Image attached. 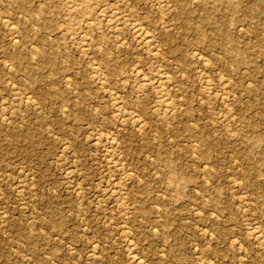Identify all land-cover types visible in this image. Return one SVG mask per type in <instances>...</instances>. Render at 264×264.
<instances>
[{
  "label": "rangeland",
  "instance_id": "374dc122",
  "mask_svg": "<svg viewBox=\"0 0 264 264\" xmlns=\"http://www.w3.org/2000/svg\"><path fill=\"white\" fill-rule=\"evenodd\" d=\"M69 1L0 0V264H264V0Z\"/></svg>",
  "mask_w": 264,
  "mask_h": 264
},
{
  "label": "bare ground",
  "instance_id": "6f19581e",
  "mask_svg": "<svg viewBox=\"0 0 264 264\" xmlns=\"http://www.w3.org/2000/svg\"><path fill=\"white\" fill-rule=\"evenodd\" d=\"M69 1V0H68ZM191 1H193V0H191ZM195 1V0H194ZM199 1V0H198ZM197 1V2H198ZM164 3V2H163ZM168 3V2H167ZM106 4V3H105ZM195 4H197L196 2H195ZM200 4V3H199ZM199 4H197V5H199ZM68 5V7H67V13L70 15V17L71 16H74V12H75V10H76V8L77 7H82L83 9H84V16H82V15H80V16H82V18L81 19H76V21H75V24L77 25V27L79 28V30L80 29H92V28H94L95 26H96V24H93L92 22H91V20H89V18L87 17V15L90 13V12H92L94 9H96V7L99 5V4H96L95 2H93V0H71V1H69V3L67 4ZM120 6H122V5H120ZM165 6V5H164ZM99 7V6H98ZM101 7V6H100ZM99 7V8H100ZM104 7V6H103ZM114 7H116L115 5H114ZM129 7V6H128ZM105 8V7H104ZM130 8V7H129ZM161 8V7H160ZM101 9H102V7H101ZM111 9V8H110ZM131 9V8H130ZM100 10V9H99ZM99 10H96V14L98 13V12H101V10L99 11ZM121 11H123V10H121ZM160 12H161V9L159 10ZM164 12H166V10H164ZM80 13V12H79ZM78 13V14H79ZM163 13V12H162ZM101 14H102V12H101ZM123 14V12L122 13H119V11L116 9V8H113V9H111L109 12H108V14L107 15H102L103 16V20H105V24H106V26L107 27H109L110 29H115V28H118V25L120 24V22L125 18V17H127V18H125V19H128V16H124V15H122ZM126 14V13H125ZM159 14V13H158ZM167 14V13H166ZM127 15V14H126ZM162 15V14H161ZM79 16V17H80ZM101 16V17H102ZM130 16H131V14H130ZM163 16V15H162ZM161 16V17H162ZM4 18V17H3ZM131 18H132V16H131ZM92 19V18H91ZM97 20H99V22H100V20L101 19H98V18H96ZM135 19V18H134ZM6 20V19H5ZM8 20V19H7ZM92 21H93V19H92ZM128 21H129V19H128ZM135 21H136V19H135ZM137 22V21H136ZM12 23V22H11ZM95 23H96V21H95ZM104 23V22H103ZM128 23V22H127ZM98 24V23H97ZM100 24V23H99ZM126 24V23H125ZM138 24V23H137ZM183 24H184V22H183ZM122 25V24H121ZM13 26V25H12ZM14 26H15V24H14ZM13 26V27H14ZM125 26V25H124ZM184 26V25H183ZM190 26V25H189ZM121 27V26H120ZM128 27V26H127ZM188 27V26H187ZM12 28V27H11ZM108 28V29H109ZM122 28V27H121ZM121 28H120V30H121ZM242 28V27H241ZM97 29V28H96ZM107 29V30H108ZM119 29V28H118ZM144 29H146V28H144ZM144 29H142L139 25H133L132 26V30L131 31H133V34L140 40V42H141V44L142 45H144V46H149L150 44H151V40H150V38H149V36L147 35V32H145L144 31ZM189 29V28H188ZM192 29V28H191ZM115 30H117V29H115ZM151 30V29H150ZM18 32V31H17ZM124 32V31H123ZM82 33V32H81ZM116 33V32H115ZM132 33V32H131ZM150 33V32H149ZM111 34V33H110ZM249 34V33H248ZM16 35V34H15ZM150 35V34H149ZM115 36H117V33L115 34ZM114 36V37H115ZM153 36V35H152ZM9 37V36H8ZM70 37V36H69ZM84 37H85V35H84ZM90 37V36H89ZM134 37V36H133ZM82 38V37H81ZM88 38V37H87ZM87 38H85V39H83L84 41V43L85 44H83V46L85 47H87V46H90V38H92V37H90L89 39H87ZM124 39V38H123ZM120 40V39H119ZM55 41V40H54ZM73 41V40H72ZM136 41H138V40H136ZM80 43H81V40H80ZM68 44V43H67ZM66 44V45H67ZM102 44V43H101ZM120 44V43H119ZM122 44H123V42H122ZM139 44V43H138ZM71 45V44H70ZM82 45V44H81ZM30 46V45H29ZM94 46V45H93ZM153 46V45H152ZM84 47H82V48H84ZM97 47H99V45H97ZM104 47H105V45H104ZM103 47V48H104ZM90 47H87V49H89ZM93 48V47H92ZM146 48V47H145ZM151 48V47H150ZM85 49V48H84ZM106 49V48H105ZM86 50V49H85ZM147 50V49H146ZM182 50V49H181ZM104 51H106V50H104ZM94 52V51H93ZM196 52V51H195ZM89 53V52H88ZM101 53V52H100ZM51 54H52V52H51ZM54 54V53H53ZM52 54V55H53ZM80 54V53H79ZM91 54V53H90ZM109 54V53H108ZM92 55V54H91ZM199 55V54H198ZM101 56V55H100ZM99 56V57H100ZM103 57V56H102ZM101 57V58H102ZM105 58V57H104ZM104 58H102V59H104ZM35 59V58H34ZM169 59V58H168ZM36 60H37V58H36ZM93 60H95V59H93ZM209 60V59H208ZM108 60L106 59V62H107ZM94 62V61H93ZM202 62V61H201ZM206 62V61H205ZM108 63H109V61H108ZM11 66V65H10ZM93 67H94V65H93ZM106 67H107V65H106ZM97 68V67H96ZM95 68V69H96ZM109 68V67H108ZM94 69V70H95ZM137 69V68H136ZM98 71V70H97ZM96 71V72H97ZM100 72V71H99ZM165 73H167V72H165ZM165 73H163V72H159L158 74H157V79H158V83H160V82H162V80L164 79V78H167L164 74ZM91 74V73H90ZM97 74V73H96ZM95 75V74H94ZM168 76V75H167ZM170 76V75H169ZM183 76V75H182ZM66 78V77H65ZM223 78V77H222ZM68 79V78H67ZM100 79V78H99ZM99 79H97V80H99ZM151 80V79H150ZM142 83H141V85L142 86H146V81L145 80H140ZM139 82V81H138ZM226 82V81H225ZM224 82V84H227V82L225 83ZM140 85V86H141ZM10 86V85H9ZM209 86V85H208ZM225 89V88H224ZM17 91V90H16ZM209 91V90H208ZM225 91V90H224ZM161 93H162V91H161ZM26 95V94H25ZM162 95V97H161V99H162V101L163 102H165L167 105H168V103H169V99H168V97H167V94L166 93H162L161 94ZM160 95V96H161ZM225 96V95H224ZM228 96V95H227ZM178 97H179V95H178ZM29 99V98H28ZM28 99H26V101L28 100ZM32 100H33V98H32ZM116 100V99H115ZM118 101V100H117ZM173 101V100H172ZM29 102H30V100H29ZM28 102V103H29ZM118 103V102H117ZM118 105V104H117ZM120 107V106H119ZM119 107H117V108H119ZM97 108V107H96ZM124 109V108H123ZM164 109H165V107H164ZM2 110V109H1ZM119 110V109H118ZM125 112V111H124ZM134 112V111H133ZM101 115V114H100ZM226 115V114H225ZM122 117V116H121ZM126 117V116H125ZM3 118V117H2ZM136 118V117H135ZM124 119V118H123ZM137 119V118H136ZM139 120V119H138ZM136 122V121H135ZM137 125H139V124H137ZM141 125V124H140ZM139 128V127H138ZM141 129V128H140ZM108 134V133H107ZM56 137V136H55ZM97 137V136H96ZM114 138V137H113ZM111 139V138H110ZM170 139V138H169ZM109 141V140H108ZM113 141V140H112ZM112 141H111V143H112ZM98 143V142H97ZM117 143V142H116ZM113 145H114V143H112ZM113 148V147H112ZM109 149H110V146H109ZM195 155V154H194ZM123 156V155H122ZM151 158V157H150ZM18 161V160H17ZM71 163V162H70ZM115 167V166H114ZM75 169V168H74ZM126 173V172H125ZM112 177V176H111ZM110 177V178H111ZM31 178H32V176H31ZM115 181V180H114ZM240 181V180H239ZM113 182V181H112ZM114 183V182H113ZM21 184V183H20ZM21 189V188H20ZM78 189V188H77ZM114 191V190H113ZM121 191V190H120ZM2 192V191H1ZM123 195V194H122ZM124 196V195H123ZM127 204V203H126ZM131 204V203H130ZM243 209V208H242ZM211 215V214H210ZM258 225V224H257ZM33 226V225H32ZM41 228V227H40ZM254 228V227H253ZM256 229V228H255ZM255 229H254V231H253V233L252 234H254L255 235V237H256V239L258 240V241H260L261 242V236H259L260 234L258 233V232H256L255 231ZM257 230V229H256ZM156 231V230H155ZM252 232V231H251ZM57 237V236H56ZM236 240V239H235ZM132 241V240H131ZM129 242V241H128ZM97 245V244H96ZM94 247V246H93ZM197 248V247H196ZM93 253V252H92ZM131 254V253H130ZM93 255H95V254H93ZM96 255H97V253H96ZM138 256V255H137ZM132 259H134L136 262H137V259H135L134 257L132 258ZM134 260H133V262H134ZM140 260V259H139ZM142 260V259H141ZM212 261V260H211ZM139 262V261H138ZM137 262V263H138ZM135 263V262H134ZM136 263V264H137Z\"/></svg>",
  "mask_w": 264,
  "mask_h": 264
}]
</instances>
